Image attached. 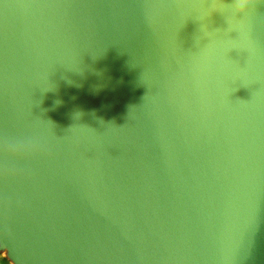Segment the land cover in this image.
Returning a JSON list of instances; mask_svg holds the SVG:
<instances>
[{
	"label": "water",
	"instance_id": "obj_1",
	"mask_svg": "<svg viewBox=\"0 0 264 264\" xmlns=\"http://www.w3.org/2000/svg\"><path fill=\"white\" fill-rule=\"evenodd\" d=\"M0 0V264H264V0Z\"/></svg>",
	"mask_w": 264,
	"mask_h": 264
},
{
	"label": "clouds",
	"instance_id": "obj_2",
	"mask_svg": "<svg viewBox=\"0 0 264 264\" xmlns=\"http://www.w3.org/2000/svg\"><path fill=\"white\" fill-rule=\"evenodd\" d=\"M255 0H232L227 4V9L231 12L233 18H244L253 9Z\"/></svg>",
	"mask_w": 264,
	"mask_h": 264
}]
</instances>
